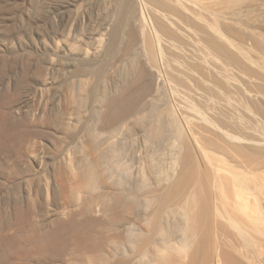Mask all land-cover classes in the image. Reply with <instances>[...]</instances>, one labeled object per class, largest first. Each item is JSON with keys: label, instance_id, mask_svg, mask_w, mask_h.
I'll return each mask as SVG.
<instances>
[{"label": "bare ground", "instance_id": "1", "mask_svg": "<svg viewBox=\"0 0 264 264\" xmlns=\"http://www.w3.org/2000/svg\"><path fill=\"white\" fill-rule=\"evenodd\" d=\"M109 1L99 11L98 0L75 8L80 0H56L47 9L55 19L48 54L36 61L16 100L0 96L2 210L24 228L38 195L56 219L48 230L38 224L15 237L0 233V262L14 248L43 264L57 254L70 264H264L257 222L264 164L245 148L252 141L201 116L188 121L190 134L162 118L164 80L150 64L155 52L145 45L141 18L130 14L135 0ZM166 1L175 8L206 4ZM130 22L138 30L120 41ZM130 51L138 54L139 73L115 96L106 77L126 70ZM31 102L45 136L25 151L18 135L31 129L14 117ZM44 171L43 185L33 189V177ZM8 182L22 185L18 196L26 205L16 201L17 192L10 195Z\"/></svg>", "mask_w": 264, "mask_h": 264}, {"label": "rangeland", "instance_id": "2", "mask_svg": "<svg viewBox=\"0 0 264 264\" xmlns=\"http://www.w3.org/2000/svg\"><path fill=\"white\" fill-rule=\"evenodd\" d=\"M55 1L0 0V96L5 94L12 101L16 100L27 87L36 61L43 60L48 54V32L50 22L55 19L48 15L47 9ZM205 1L203 7L195 5L190 8L187 5L176 9L166 0H135L137 10H132L130 14L133 18H141L139 30L145 45L155 52L152 54L153 62L149 54V62L158 67L160 77L164 80L157 107L161 105V108L167 109L160 111L161 117L172 119L183 130L182 134H190L188 121L201 116L207 123L252 141L251 144L246 143L245 148L255 152L260 163L264 164V0ZM81 3L82 0L74 8ZM108 5L112 6V2L98 0L99 11L108 8ZM116 15L121 17L119 9ZM114 27H117L115 22ZM122 30L120 41L138 28L134 27V22H130ZM127 56L126 70L118 69L114 76L106 77V84L115 96L121 95L139 73L137 52L130 51ZM61 87L62 82L59 85ZM35 106V102H31L25 107L26 113L14 117L18 125L28 123L27 127L31 129V133L26 131L18 135V143L25 151L35 148L38 136H45L44 127L39 124L43 121L38 122L36 120L39 119L35 120L31 115ZM187 134L185 136L189 138ZM50 166L48 162L46 172ZM46 172L37 174L38 178L33 177L32 188L40 189L44 177H47ZM6 178V173L0 171V193L5 190ZM20 185L12 187L8 182L6 189L9 188L10 195L17 192L16 201L26 205L18 196L22 191ZM38 198L37 195L40 201ZM33 200L30 203L33 217L28 218L24 228L15 225L11 211L4 212L0 204V233L4 234L1 237H15L24 234L25 230L28 233L31 225L39 224L45 230L52 227L56 220L49 216L52 207H41L36 198L33 197ZM258 216V226L264 229L262 204L259 205ZM13 249L6 250L8 255H5L1 264H26L28 261L43 264L27 259ZM53 256L44 263H71L64 255L61 258L58 254Z\"/></svg>", "mask_w": 264, "mask_h": 264}]
</instances>
